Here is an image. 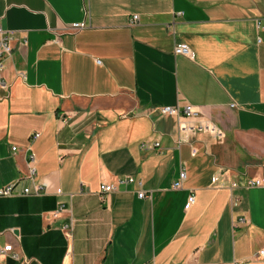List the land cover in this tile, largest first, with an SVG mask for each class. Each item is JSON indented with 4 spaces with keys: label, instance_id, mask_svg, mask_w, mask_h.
I'll return each mask as SVG.
<instances>
[{
    "label": "crops",
    "instance_id": "0c3cea01",
    "mask_svg": "<svg viewBox=\"0 0 264 264\" xmlns=\"http://www.w3.org/2000/svg\"><path fill=\"white\" fill-rule=\"evenodd\" d=\"M0 29V188L17 184L0 247L27 264H264V187L245 188L264 180V0H0Z\"/></svg>",
    "mask_w": 264,
    "mask_h": 264
},
{
    "label": "built area",
    "instance_id": "2783aa9c",
    "mask_svg": "<svg viewBox=\"0 0 264 264\" xmlns=\"http://www.w3.org/2000/svg\"><path fill=\"white\" fill-rule=\"evenodd\" d=\"M137 22H138V16L136 15L131 16V18L129 19V25L131 26L137 24ZM71 29L74 32L81 31L85 29V25L84 23H75L71 25ZM10 42H11L10 34L0 29V60L4 55L10 54V51H11ZM173 52L175 55H183V56H188L190 54L189 48L185 44H177L174 47ZM1 66L2 65L0 61V68ZM159 112L163 116H173L177 118H191V117H195L197 114L191 106H186L182 111L178 107H165V108H161ZM204 129L215 132V129H213V127H210L209 125H206ZM34 137L38 138L39 135L35 134ZM158 145H159L158 143H155V146H158ZM15 150L16 148H12V151H15ZM30 159L33 160V157L31 156ZM33 175H34V170L31 168L29 170V176L32 177ZM184 178H185V174L181 173L180 181H182ZM133 183H136V182H135V179H133L132 177L117 181V184L119 185L120 184H133ZM16 186L17 184H11V185H7L5 187L0 188V198L11 197L15 195ZM232 186L235 187L236 185L233 184ZM179 187H180V182L173 185L174 189L179 188ZM255 187H264V180H248L245 183L246 189L255 188ZM45 188L46 187L43 184H33L31 188L22 189L19 192V194L22 196H39L45 193ZM114 189L115 187L111 184H106V183L101 184L99 187L100 199L103 200L106 197V195L114 191ZM137 197L139 199H144V198H149L150 196L146 195L145 192L138 190ZM193 202H194V197L191 195L189 196L187 200L185 208L190 207L193 204ZM65 211L66 210L64 209V206L61 204L57 207L55 211L49 214L52 218L55 219L59 217ZM60 230L63 233L64 237L67 240H70L72 237V232H73V220L70 219V222L62 226ZM5 256H9L12 260L20 262L21 264L28 263V260L26 258H21L19 254H16L14 252V249L11 245H5L3 247H0V264H1V258ZM257 257H259L261 260L264 261V249H261L257 252Z\"/></svg>",
    "mask_w": 264,
    "mask_h": 264
}]
</instances>
